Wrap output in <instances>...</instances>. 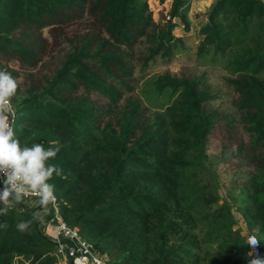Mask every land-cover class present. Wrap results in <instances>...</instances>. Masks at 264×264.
Instances as JSON below:
<instances>
[{
    "label": "trees",
    "instance_id": "obj_1",
    "mask_svg": "<svg viewBox=\"0 0 264 264\" xmlns=\"http://www.w3.org/2000/svg\"><path fill=\"white\" fill-rule=\"evenodd\" d=\"M187 12V0H171L164 22L149 0H0L16 136L61 147L49 161L63 169L49 181L59 214L109 264H249L253 231L264 258V0H216L200 30L197 57L223 67L224 92L204 76H144L184 48L174 30H188ZM214 135L234 173L222 184L244 195L245 237L207 167ZM37 209L0 215V264H54L41 222L16 229Z\"/></svg>",
    "mask_w": 264,
    "mask_h": 264
},
{
    "label": "clouds",
    "instance_id": "obj_2",
    "mask_svg": "<svg viewBox=\"0 0 264 264\" xmlns=\"http://www.w3.org/2000/svg\"><path fill=\"white\" fill-rule=\"evenodd\" d=\"M19 82L11 72L0 70V215L7 216L15 205L35 199L37 205L47 210L55 205V185L50 183L55 176L63 178V169L49 163L57 157L61 147L43 143L22 145L14 130L15 108L12 98L17 95ZM43 222V216L33 213L27 220H20L16 229L29 233L32 225ZM0 227H7L0 224ZM247 244L254 250L259 245L255 235L249 236ZM249 264H264V258L254 256Z\"/></svg>",
    "mask_w": 264,
    "mask_h": 264
},
{
    "label": "rangeland",
    "instance_id": "obj_3",
    "mask_svg": "<svg viewBox=\"0 0 264 264\" xmlns=\"http://www.w3.org/2000/svg\"><path fill=\"white\" fill-rule=\"evenodd\" d=\"M187 1V19L189 22L188 30H184V25H182L178 19H175L178 27L174 30L175 36L184 38V48L175 53L171 59L156 58V60L152 61L146 68L144 76L153 78L166 73H169L172 76H184L190 79H197L200 76H204V82L210 90H214L215 92H224V78L228 77V74L223 70V67L219 64H211L207 59L197 57V49L202 40L200 30L207 23L208 13L211 7L215 4L216 0ZM170 4L171 0H149V6L155 21L164 22L166 20L165 18L167 17ZM82 27V25L68 26L64 29V33L73 34L81 31ZM43 35L46 38L48 37L47 30H44ZM222 99H226V97L221 96L220 100ZM157 114V112L150 113L152 117ZM221 138H223V136L214 135L210 140L206 151L209 156V165L207 164V167L210 169L213 168L214 175H216V187L220 192L219 204L224 203L229 207L235 219L236 228L245 237L247 233H249V230L243 221L242 212L240 211L244 195H239L240 190L236 188L233 189L232 187V189H229L228 186H223V182L231 181L234 173H228V171H226L227 168L225 164H218L221 160L220 157L214 156L220 151L222 143ZM215 160L216 166L214 165ZM228 165L232 166V163L229 162ZM44 217H46V215ZM49 222L51 223V219ZM252 234L256 235V231H253ZM13 264H29V261L17 258L14 260Z\"/></svg>",
    "mask_w": 264,
    "mask_h": 264
},
{
    "label": "built area",
    "instance_id": "obj_4",
    "mask_svg": "<svg viewBox=\"0 0 264 264\" xmlns=\"http://www.w3.org/2000/svg\"><path fill=\"white\" fill-rule=\"evenodd\" d=\"M0 186H3L0 183ZM51 209V214L53 217L51 222L54 223L53 230V243L55 244V262L54 264H109L108 260L98 253L94 247L82 239L79 235V232L76 228L69 227L61 218L59 214V209L57 206V200L55 205H49ZM46 217L43 221H46ZM250 234L246 237V243ZM249 257L254 258V256L261 255L260 243L255 250L249 246Z\"/></svg>",
    "mask_w": 264,
    "mask_h": 264
},
{
    "label": "crops",
    "instance_id": "obj_5",
    "mask_svg": "<svg viewBox=\"0 0 264 264\" xmlns=\"http://www.w3.org/2000/svg\"><path fill=\"white\" fill-rule=\"evenodd\" d=\"M0 187H2V186H0ZM27 208L28 209L31 208L30 210H35V209L38 208V205H37V203H36L34 198L29 200V201H26L24 204L15 205L13 207V209H15L17 211H23L25 209L28 210ZM51 212L52 211H51V209H49V207H48V209L46 211L43 210V209H39V210L37 209V211H36L37 214L43 216V219L45 218L44 216L46 215L47 219H46V221L41 222L40 228H41V231L43 232V234L45 236H47L51 241H53L54 223L53 222H51V223L49 222L50 219H52V217H53V214H51Z\"/></svg>",
    "mask_w": 264,
    "mask_h": 264
}]
</instances>
